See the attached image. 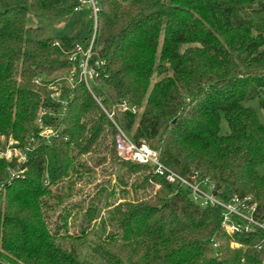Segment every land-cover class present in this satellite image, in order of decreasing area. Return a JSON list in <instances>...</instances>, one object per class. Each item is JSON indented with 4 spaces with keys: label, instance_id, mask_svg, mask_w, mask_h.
I'll list each match as a JSON object with an SVG mask.
<instances>
[{
    "label": "trees",
    "instance_id": "trees-1",
    "mask_svg": "<svg viewBox=\"0 0 264 264\" xmlns=\"http://www.w3.org/2000/svg\"><path fill=\"white\" fill-rule=\"evenodd\" d=\"M80 1L0 0V136L31 153L16 176V160L0 159V264H264L263 229L230 234L221 208L117 158L114 125L183 178L208 179L226 201L250 199L263 223L264 125L245 106L258 100L264 111L262 0H94L96 22L80 44L94 40L93 90L114 123L82 83L63 82L52 97L49 87L77 64L78 42L28 25L30 15L69 18ZM122 102L140 112L120 110ZM105 164L120 202L106 203L102 217L92 205L79 235L62 233L71 213L58 211ZM101 193L116 188L94 199ZM56 215L63 224L52 227Z\"/></svg>",
    "mask_w": 264,
    "mask_h": 264
},
{
    "label": "built area",
    "instance_id": "built-area-1",
    "mask_svg": "<svg viewBox=\"0 0 264 264\" xmlns=\"http://www.w3.org/2000/svg\"><path fill=\"white\" fill-rule=\"evenodd\" d=\"M80 2L81 6L77 11H81L82 7L86 5V1L81 0ZM88 2L92 5L93 17L96 22V16L98 13L97 4L94 0H88ZM93 41L94 40L92 39L87 48H84L80 43H75L74 53L70 59L73 62H77V64L73 66L67 76L58 78L49 89L55 92L52 97H56L59 94L63 82H66L70 87H73L75 83L84 84L106 116L114 123L113 113L108 112L103 107L101 99L96 96L93 90L94 86L92 87L90 85L91 82L95 85L96 79L98 78L97 70L91 64L93 57ZM59 43L60 42L57 41L55 45L58 46ZM96 65H98V63H96ZM35 83L38 82L36 81ZM118 108L123 111L128 110L132 113H136V108L129 106L126 102H122L118 105ZM44 114L45 112H41L40 115ZM37 124L43 129L41 134L43 137L48 139L53 135V132L50 129L43 128V122L41 119H38ZM114 125L116 127L115 149L122 160L153 167L155 173L163 178L168 184L188 188L191 191L194 200L202 207L210 206L221 208L223 218L222 226L230 234L240 233L242 231L249 232L253 231L254 228L264 230V222L262 223L255 219L254 213L256 207L255 205L249 204L250 199H240L235 196L231 200L226 201L221 198V193H214L215 187L208 179H198L196 176L193 179L183 178L163 165L159 161L156 151L151 149L145 143L140 146L136 145L128 135L116 125V123H114ZM29 151V148H27L25 151H20V154L17 156H15L16 154L14 156L12 153L9 154L8 160H16L19 165L18 172H13V176L22 174L26 169L28 156L31 155Z\"/></svg>",
    "mask_w": 264,
    "mask_h": 264
},
{
    "label": "rangeland",
    "instance_id": "rangeland-1",
    "mask_svg": "<svg viewBox=\"0 0 264 264\" xmlns=\"http://www.w3.org/2000/svg\"><path fill=\"white\" fill-rule=\"evenodd\" d=\"M262 2L264 3V0H262ZM28 25L43 28L46 35L50 38H71L74 39L75 42L81 43L82 40L87 37L89 30L93 25L92 5L86 1V5L82 7L81 11L75 12L69 18L57 19L54 21L40 20L30 15ZM90 85L92 87L94 86L92 82ZM245 106L253 109L256 112L261 124L264 125V111L260 108L258 100L247 102L245 103ZM138 112H140V110L138 111L136 109V113ZM220 129L222 135L229 133L228 125L223 118L221 120ZM27 148L29 147H19L12 139L9 140L5 136H0V159L9 161V154L12 153L13 156L15 154V156H17L20 154V151H25ZM117 158L120 157L117 155ZM113 169L114 168L112 166L105 164L96 168V174L91 178L90 176H86L83 177L82 182L76 183L72 197H70V199H68L64 203L63 207L58 211V214L62 217L65 216L66 212L68 213L70 211L71 213L68 219V224L66 228L62 230V233H65L64 230H66V232H68L71 236H77V234L79 235V229L83 220V212L92 205L98 204L97 206L100 211L99 217H102L106 212V203L112 204L120 202L121 195L118 194V191H120L121 188L117 185V181L113 175ZM258 173L260 175H264V165L258 169ZM101 188L109 190L116 188V194L112 197H107L105 193H101L94 199L95 195L99 192V190H101ZM154 188L155 190H158L160 189V186L155 185ZM59 215H56L53 218V223L51 222L52 227H55L56 224H63L62 220L58 219ZM98 221L99 219L97 222H93L91 224V232L89 233L86 245L82 248V250H86L87 246L93 241V232L96 230ZM232 247H238V245L233 244Z\"/></svg>",
    "mask_w": 264,
    "mask_h": 264
}]
</instances>
